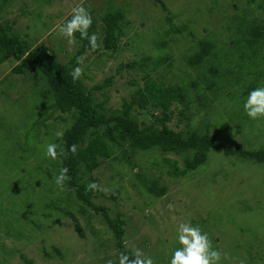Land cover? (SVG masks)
Masks as SVG:
<instances>
[{
  "label": "rangeland",
  "instance_id": "rangeland-1",
  "mask_svg": "<svg viewBox=\"0 0 264 264\" xmlns=\"http://www.w3.org/2000/svg\"><path fill=\"white\" fill-rule=\"evenodd\" d=\"M244 1L13 0L0 9V23L9 21L31 46L43 49L58 62L68 63L79 47L78 41L70 43L57 32L50 33L62 19L76 6L91 7L101 42L102 15L108 8L121 7L125 18L116 50L100 44L96 52L83 54V64L78 65L83 69L80 78L88 88L108 80L102 89L93 91V96L103 107L114 109L131 99L147 73L175 83V76L181 75L179 67L190 68L185 64L184 52L179 51L189 48L196 39L209 38L211 33L218 35L224 28L226 31L230 17L242 15L239 9ZM31 3L33 19L29 12L20 11L21 5L24 9ZM256 11L262 19L264 13ZM170 27L182 30L170 32ZM163 36L166 45L157 43ZM141 55H167L168 59L155 69L121 66ZM218 55L219 60L224 57L221 52ZM218 64L219 70L229 66L226 61ZM13 66L12 61L0 63V264H26L21 255L31 264H107L116 257L120 243L130 251L140 249L155 264H169L172 252L180 247L178 225L185 222L199 225L208 234L212 247L223 254L220 264H264V163L212 151L206 164L176 176L168 173L165 159L176 157L181 165L179 157L156 149L136 152L131 164L121 157L104 159L92 176L108 192L97 191L92 201L103 206L109 217L125 221L120 242L104 221L102 210L73 198L70 205L60 201L67 198L69 189L61 188L62 195H58L53 183L54 170L49 175L44 166L38 168L36 154L19 150L22 156L18 161V142L37 144L44 150L53 135L29 133L37 98L32 89L40 92L46 88L29 74L13 72ZM255 71L250 70L233 87L221 89V95L205 91L210 101L201 107L195 99L189 119L177 114L179 104L172 105L174 115L168 124L183 130L188 123L197 127L206 123L207 131L232 149H264V118L252 120L243 109V102L253 89L243 93L250 79L256 87L264 86V65L259 78L254 77ZM190 72L204 88L202 70L190 68ZM235 88L233 98L227 93ZM142 116L139 114V118ZM215 171H219L218 176ZM154 183L166 188L163 194L151 190ZM56 202L66 205L68 213L48 206ZM91 230L96 233L93 235ZM214 236L217 238L213 239Z\"/></svg>",
  "mask_w": 264,
  "mask_h": 264
},
{
  "label": "trees",
  "instance_id": "trees-1",
  "mask_svg": "<svg viewBox=\"0 0 264 264\" xmlns=\"http://www.w3.org/2000/svg\"><path fill=\"white\" fill-rule=\"evenodd\" d=\"M12 1L0 0V9ZM83 7L90 14L93 13L91 7L85 4ZM161 7L166 10L163 3H161ZM259 9L264 13L263 0L244 1L239 9L242 15L236 14L235 17H230L226 31L224 28V34V31L218 35L211 33L209 38L196 39L189 45V48L179 51L184 52L185 64L187 63L195 71L202 70L201 78L205 84L204 88H201L197 82L198 77L193 76L190 68L184 65L179 67L181 75L175 76V83H166L147 73L143 78V84L138 86L131 99L124 101L121 107L114 109L103 107L100 103L95 102L93 96V91L102 89L107 85L108 80L98 83L90 89L80 77L74 80L71 75L72 70L78 66L77 57H81L87 51L96 52L99 49L98 47L94 51L91 50L88 39L83 38L80 32L75 33V39L79 43L78 49L70 57L68 63H61L53 59L49 53L42 51L43 49L31 46V43L16 31L9 21L0 23V63L14 62L13 72L29 74L33 81L37 82V78L46 88L40 92L32 89V92L37 93V98L33 104L34 118L29 133L35 132V135L43 134L46 137L51 132L53 138L48 144H56L58 154L61 152L63 154H59L53 160L45 156L46 147L41 150L37 144L30 146L19 142L15 151H23V154H36V157L39 158L38 168L44 166L49 175H52V170H54L56 174H54V184H56V177L59 175L60 169L67 168L69 179L64 182L62 187L56 184L59 196L62 195L63 189H69L67 198L60 201H68L70 205L73 198L78 203L82 202L92 206L97 211L102 210L104 221L120 242L124 236L125 221L121 217H109L103 206L93 203L92 198L97 195V191H86L90 182L97 183L92 172L100 166L104 159L121 157L123 161L131 164L132 157L136 152L156 149L163 154H173L179 157L181 165H178L176 157L165 159L169 165L168 173L176 176L186 175L206 164L208 155L212 151H221L224 155H234L252 163H264L263 148L232 149L223 140L209 133L206 123L198 127L188 123L183 130L173 129L168 124L174 115L172 105L179 104L180 109L177 114L189 119V110L195 99L198 100L197 104L201 107L207 106L210 101L205 91L209 90L214 94L221 95V89H225L227 86L233 87L243 79L242 77L247 76L250 70H256L254 77L261 76L264 65V17L259 19V14L256 11ZM20 11L32 14V3L26 5L24 9L21 5ZM242 11L244 12L242 13ZM31 17L33 19V14ZM70 17L71 12L62 19L60 24ZM91 18L92 24L88 32L96 34L97 19L92 14ZM101 18L104 24L101 26L104 34L101 42L98 38L97 43L105 49L116 50L123 30L121 23L125 18L124 10L121 7L114 10L108 8ZM160 29L163 35L161 24ZM168 30L180 32L182 28L170 27ZM54 31L57 32L56 29H53L50 33L54 34ZM157 43L167 44L164 36L163 40ZM219 52L224 54L221 60H219ZM167 59V55L155 57L141 55L139 59L121 66L155 69ZM225 61L229 66L219 70L217 65L220 64L218 63ZM249 84L243 93L246 94L251 88H256L252 79ZM234 92H237V88L227 94L234 98L236 97ZM240 95L242 94L240 93ZM139 114L144 116L139 118ZM57 132H63V136L57 137ZM72 145L76 146L75 153L69 151ZM116 152H119L120 155ZM17 156L20 162V156H22L20 152ZM215 173L218 176L219 171H215ZM211 179L215 180V178ZM165 189L164 186L159 187L156 184L151 188L154 193L160 195ZM48 206L63 211V214L68 213L66 205L61 206L56 202L55 204L50 203ZM10 228L11 226L6 228L7 231ZM91 232L93 235L96 233L95 230H91ZM216 238L213 237V239ZM119 247L120 250L113 260L114 264H119L121 253L130 258L133 254V251L123 248L121 243ZM249 255L252 258L256 257L255 253H249ZM21 257L26 261V264H31V261L23 255Z\"/></svg>",
  "mask_w": 264,
  "mask_h": 264
},
{
  "label": "clouds",
  "instance_id": "clouds-1",
  "mask_svg": "<svg viewBox=\"0 0 264 264\" xmlns=\"http://www.w3.org/2000/svg\"><path fill=\"white\" fill-rule=\"evenodd\" d=\"M92 18L90 12L82 5L76 6L71 10V17L62 24L56 26L58 35H61L73 42L75 33L80 32L81 36L88 39L91 50L97 49L100 45L97 43L98 37L95 33L89 34L88 29L91 27ZM84 57H77V65L83 64ZM83 74V69L79 66L72 70L73 79H79ZM245 114L252 120L264 118V86L253 88L249 91L243 102ZM57 137H62L63 132H57ZM57 145L54 143L46 146L45 156L55 160L59 154ZM72 153L76 152V146L72 145L69 149ZM68 169L61 168L59 175L56 177V184L63 186L64 182L69 179ZM86 191H100L107 194L108 189L101 188L96 182H90ZM177 242L180 245L175 249L170 257L169 264H220L222 253L212 247V242L206 232H203L199 225H192L190 222L180 223L177 228ZM107 264H114L108 260ZM119 264H155L149 256H144L140 249L133 251L132 257L121 253Z\"/></svg>",
  "mask_w": 264,
  "mask_h": 264
}]
</instances>
